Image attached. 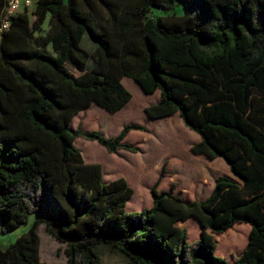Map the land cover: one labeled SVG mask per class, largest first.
Wrapping results in <instances>:
<instances>
[{
	"label": "trees",
	"instance_id": "1",
	"mask_svg": "<svg viewBox=\"0 0 264 264\" xmlns=\"http://www.w3.org/2000/svg\"><path fill=\"white\" fill-rule=\"evenodd\" d=\"M180 2L38 0L13 18L0 42V228L28 230L0 250V264H42L41 225L65 245L67 264H99L103 248L128 264H264V0ZM4 7L0 0V20ZM124 78L159 92L149 119L178 114L201 138L192 152L222 158L234 179L220 177L207 199L187 201L159 191L161 174L153 206L128 212L127 180L106 183L75 142L136 154L125 139L146 128L130 124L115 138L71 128L94 103L120 112L132 100ZM189 218L202 227L192 243L179 226ZM238 224L251 226L247 237L222 235ZM214 235L248 245L227 262Z\"/></svg>",
	"mask_w": 264,
	"mask_h": 264
},
{
	"label": "rangeland",
	"instance_id": "2",
	"mask_svg": "<svg viewBox=\"0 0 264 264\" xmlns=\"http://www.w3.org/2000/svg\"><path fill=\"white\" fill-rule=\"evenodd\" d=\"M37 1H32L30 13L34 10ZM180 3V0H177L176 4ZM175 12L178 15L185 14L181 5L177 6ZM161 15L164 13L160 10H153L154 18ZM48 30L47 20L38 35H45ZM85 46L88 49L92 48L91 42L87 39ZM72 73L79 75L73 71ZM122 83L132 94V100L123 110L110 114L94 103L73 119L71 128L73 130L81 128L85 132L98 131L106 138H115L125 126L130 124L142 125L146 128L145 132H130L125 139L126 143L139 148L136 154L124 150L111 154L97 142L87 141L81 137L75 142V147L80 150L85 162L87 159H92L94 163L103 167L105 182L119 177L127 180L134 191L133 197L126 206L128 212H140L150 207V202H153L150 190L161 174L159 191H173L187 201L207 199L220 177L234 179L229 166L222 158L211 161L192 152V147L198 144L201 138L184 125L178 114L172 116V122L170 121L172 117L149 119L145 109L160 98L159 92L153 95L145 94L137 83L128 78H124ZM32 221L33 219L30 223ZM179 226L187 230L190 243L196 241L202 231L195 218H189L186 223H180ZM237 226L239 228H236ZM237 226L222 235H230L236 229L240 233L244 232L246 237L250 234L249 224ZM27 228L28 226H22L8 235L0 232V250L7 249ZM38 234L41 242V263L67 264L65 245L47 234L45 225L39 227ZM218 236L221 235H214L217 245L216 255L227 262L239 257L248 245L247 238L241 243H238V239L229 242L223 240L218 243ZM99 257V264H128L124 257L105 248L100 249Z\"/></svg>",
	"mask_w": 264,
	"mask_h": 264
},
{
	"label": "built area",
	"instance_id": "3",
	"mask_svg": "<svg viewBox=\"0 0 264 264\" xmlns=\"http://www.w3.org/2000/svg\"><path fill=\"white\" fill-rule=\"evenodd\" d=\"M33 0H5L0 20V42L3 34L11 27L12 20L21 13H30Z\"/></svg>",
	"mask_w": 264,
	"mask_h": 264
},
{
	"label": "crops",
	"instance_id": "4",
	"mask_svg": "<svg viewBox=\"0 0 264 264\" xmlns=\"http://www.w3.org/2000/svg\"><path fill=\"white\" fill-rule=\"evenodd\" d=\"M159 101H160V98H159L158 100L156 99V101L153 103V105H154V104H157ZM129 103H130V102H129ZM129 103H128V104H129ZM128 104H127V105H128ZM127 105H126V106H127ZM126 106H125V107H126ZM125 107H124V108H125ZM147 107H149V106H147ZM147 107H146V108H147ZM124 108H123V109H124ZM123 109H122V110H123ZM94 162H95V161H93L92 159H87V162H85V163H86V164H97V163H94ZM102 168H103V167H102ZM119 178H122V177H119ZM119 178L110 179L109 181H106V183H109V182L114 181V180L119 179ZM123 178H124V177H123ZM152 206H153V202L151 201V202H150V207H152ZM150 207H149V208H150ZM182 223H186V222H182ZM20 228H22V227H20ZM20 228H19V229H20ZM19 229H18V230H19ZM27 230H28V228H27ZM27 230H25L22 234H24ZM0 232H1V228H0ZM22 234H21V235H22ZM105 249L110 250L109 248H105ZM110 251H111V250H110ZM111 252H112V251H111ZM114 253H115V252H114Z\"/></svg>",
	"mask_w": 264,
	"mask_h": 264
}]
</instances>
